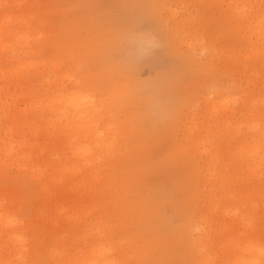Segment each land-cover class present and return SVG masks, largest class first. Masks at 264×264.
<instances>
[{"label": "rangeland", "instance_id": "rangeland-1", "mask_svg": "<svg viewBox=\"0 0 264 264\" xmlns=\"http://www.w3.org/2000/svg\"><path fill=\"white\" fill-rule=\"evenodd\" d=\"M93 250L264 264V0H0V264Z\"/></svg>", "mask_w": 264, "mask_h": 264}, {"label": "bare ground", "instance_id": "bare-ground-1", "mask_svg": "<svg viewBox=\"0 0 264 264\" xmlns=\"http://www.w3.org/2000/svg\"><path fill=\"white\" fill-rule=\"evenodd\" d=\"M189 45V44H188ZM189 51H190V53L192 54V55H194V50L192 49V46L190 45L189 46ZM71 99H68V101H67V107H69L70 109H72L73 110V112L75 113V112H79V110H80V104L79 103H77V104H79V105H77V104H75V103H73V100H74V97H70ZM72 98H73V100H72ZM77 99V98H76ZM75 99V101H77ZM84 112V111H83ZM78 113L77 115H78V117H79V119H81L82 117H84V115H86L87 113ZM86 112V111H85ZM9 130V129H8ZM194 145L196 146L197 144L196 143H194ZM202 149H201V152H200V154H199V156L201 157L202 155H204V154H206L207 153V150H206V147L204 146V144H202ZM196 234H198V232L195 230L194 231ZM195 241H196V244H199V238H196L195 239ZM101 254V251H99V252H97L96 250H93L92 251V254H94V255H96L98 258H99V256L97 255V254ZM100 258H101V260L97 263V264H111L109 261H107V260H104L103 259V257L100 255ZM99 258V259H100Z\"/></svg>", "mask_w": 264, "mask_h": 264}]
</instances>
